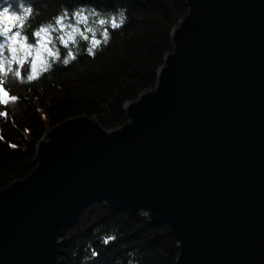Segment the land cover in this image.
I'll use <instances>...</instances> for the list:
<instances>
[{
    "label": "water",
    "instance_id": "obj_1",
    "mask_svg": "<svg viewBox=\"0 0 264 264\" xmlns=\"http://www.w3.org/2000/svg\"><path fill=\"white\" fill-rule=\"evenodd\" d=\"M186 2L129 120L60 121L34 172L0 189V264H61L97 202L168 224L175 264H264V0Z\"/></svg>",
    "mask_w": 264,
    "mask_h": 264
},
{
    "label": "trees",
    "instance_id": "obj_2",
    "mask_svg": "<svg viewBox=\"0 0 264 264\" xmlns=\"http://www.w3.org/2000/svg\"><path fill=\"white\" fill-rule=\"evenodd\" d=\"M5 8L9 16L32 10L22 30L28 34L56 27L55 21L65 14L64 23L79 32L73 33L76 43H69L68 48L55 43L60 59L47 72L40 71L37 61L38 79H12L9 73L5 84L17 100L6 105L0 102V112L7 113L0 116V189L34 172L39 140L60 121L85 114L96 117L107 130L126 123L124 103L136 99L145 88L155 87L164 55L173 49L171 31L189 11L186 0H0V13ZM78 12L87 19L78 22L74 16ZM113 18L123 19L120 27L98 22ZM5 27L15 31L20 22L0 17V29ZM72 27L52 33L53 38L64 35L67 39ZM105 29L107 43L103 42ZM93 33L101 44L89 54ZM33 40L29 35V43ZM69 51L75 59L64 64ZM23 55L17 54L18 58ZM5 58H11L6 49L0 61L15 70L17 65L7 64ZM27 67L25 63L20 69L22 75ZM66 235L71 240L59 255L64 259L61 264H175L180 253L168 224H153L144 214L113 213L100 202L86 208Z\"/></svg>",
    "mask_w": 264,
    "mask_h": 264
},
{
    "label": "snow or ice",
    "instance_id": "obj_3",
    "mask_svg": "<svg viewBox=\"0 0 264 264\" xmlns=\"http://www.w3.org/2000/svg\"><path fill=\"white\" fill-rule=\"evenodd\" d=\"M31 9H25L23 15L18 16H9L8 9L5 8L3 13H0V17L6 20L19 21L20 27L16 28L15 31L12 28H2L0 29V37L3 38L2 42H0V56H3L5 49L11 54V58H5L7 64L11 65L15 63L17 67L15 70L11 67L5 66V62L0 61V102L5 105L11 100L16 101L17 97L10 96L9 88L6 86L5 81L9 79V73H11L12 79H20L27 81H33L39 78L37 71V61H39L41 65V72H47L52 65V62L60 59L59 49L54 50V45L58 41L65 48H68L69 43H76V40L73 36L74 32H79L78 28L72 27L71 25H67L64 23L65 19H67V14L65 16L60 17L55 21L56 27L49 25L47 27H41L38 30L28 34L23 32V28L28 16L31 14ZM75 17L79 18L78 22H82L86 20V17H82L81 13H75ZM100 25L109 24L112 28H118L123 23V19H120L119 22L115 18L109 20L100 19ZM15 27V26H14ZM72 27V31L67 33V39L64 35H60L56 38H53L52 33L54 32H63L65 28ZM89 32H92V29H88ZM83 39H89L88 36H84L83 33H80ZM29 35L34 37L32 43H29ZM103 42L107 43L108 33L107 29L102 33ZM101 44V41L95 38V33L91 38V47L88 48L89 54H94V49L97 48ZM52 45V47H50ZM23 53L24 55L18 58L17 54ZM46 54V55H44ZM69 58L63 60L64 64H68L70 59H75L74 56L71 55V51L68 53ZM28 57H32L31 60H28ZM25 63L28 64V67L24 69V74L22 75L20 69L24 68ZM0 116H7L6 112H0ZM3 137H0L2 139ZM13 147H15L13 145ZM107 242V241H105Z\"/></svg>",
    "mask_w": 264,
    "mask_h": 264
},
{
    "label": "rangeland",
    "instance_id": "obj_4",
    "mask_svg": "<svg viewBox=\"0 0 264 264\" xmlns=\"http://www.w3.org/2000/svg\"><path fill=\"white\" fill-rule=\"evenodd\" d=\"M87 208H88V207H87ZM95 217H96V215H95V213H94V215H92V218L94 219ZM83 219H84V220H87V219H88V217H86V218H85V217H83ZM67 231H68V230H67ZM66 234H67V232H66ZM66 236H67V235H66Z\"/></svg>",
    "mask_w": 264,
    "mask_h": 264
}]
</instances>
